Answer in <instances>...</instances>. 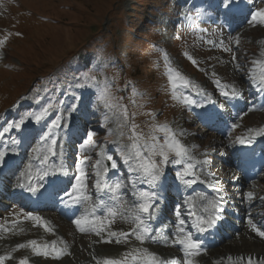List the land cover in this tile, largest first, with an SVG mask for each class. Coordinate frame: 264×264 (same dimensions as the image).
Wrapping results in <instances>:
<instances>
[{"label": "rangeland", "instance_id": "374dc122", "mask_svg": "<svg viewBox=\"0 0 264 264\" xmlns=\"http://www.w3.org/2000/svg\"><path fill=\"white\" fill-rule=\"evenodd\" d=\"M165 1L167 0H0V41L3 42L0 43V107L8 106L11 92H13L11 101L19 102L20 94H23L28 87L33 88L34 92L40 90L38 93H31L28 98L27 95L22 96V100L32 99L46 93L47 97L52 98L53 88L55 87L56 92L59 91L55 77L51 76L52 73L54 71L56 73L58 69V76L65 77V70L72 66L74 74L81 80L77 79V84L82 87L79 90L91 91L81 84L92 88L97 100L102 103L99 104V108L91 102L89 111H85L83 115H93L87 128L91 129L93 125H96L97 129L94 131L96 134L93 139L103 153L114 154V159L122 161L121 150L129 147L131 130L142 134L145 139L150 134L159 139L164 138L165 132H153V128L154 126H165L169 116L173 114L168 126L175 127V131L183 126L188 127L186 136L176 133V138L183 145L191 142L194 145L200 144L201 147L196 154L200 159L210 153L215 156L219 154L222 157L226 156V151L221 146L223 144L216 145L217 135L198 137L197 134L201 132H196L192 118L185 114L184 97L177 96L174 102V95L171 93L173 87L165 74L169 70L165 64L164 53L166 52L165 59L167 57L171 60V62L166 60L168 65L175 74L179 73L183 82L194 81L200 86L208 85L207 76L214 75L218 79L222 78L223 81L238 82L231 77L233 53L241 58L237 57L234 61L237 64L250 58L253 51L252 41L254 38L264 37V26L256 25L253 28H247L241 33L238 44L232 43V36L227 37L224 48H231L232 51H225L217 43L222 35L216 28H206L202 33H192V31L179 30L177 26L174 27L175 19H169L168 15L172 16L177 10L179 11V5L176 6L177 0H169L167 4ZM253 1L255 8H252L251 13L257 9H264V0ZM157 8L159 10H156ZM145 21L149 22L148 25ZM212 31L215 32L214 37ZM209 40H213L216 45L211 44ZM159 44L162 45V49H159ZM154 47H157V50ZM80 50L88 55L94 54L99 63L103 62V67L99 70L84 69L75 57ZM184 53L196 60L197 64L192 66ZM117 60L121 63L119 65H122L121 69L116 66ZM237 74H240L239 71ZM86 77L94 78L96 83L93 84L92 79L86 80ZM105 82L108 87L105 95L102 96L101 89ZM189 83L187 86H190ZM75 85L64 88L61 95L65 96L66 93L72 95L74 90L71 87ZM60 87L62 88L61 84ZM184 91L189 90L184 89ZM175 93L182 92L177 88ZM59 95L58 93V98H54L55 104L45 105V102L50 99L44 100L43 108L55 107L60 99ZM77 95L78 93H75V96ZM71 102L72 99L68 100V103ZM106 103L112 105V108L108 110L104 106ZM53 107L48 110L49 115L56 113ZM59 110L63 111V107L61 106ZM125 113L127 121H125ZM20 115L21 118L24 116L23 113ZM95 121L97 122L93 124ZM184 121L185 124H183ZM263 122V115H252L245 125L259 126ZM133 125L135 128L132 127ZM244 127L243 125L240 128V132ZM175 131L173 130V133ZM100 136L112 138V144L106 147ZM85 138L86 136L83 141ZM72 146L74 157L76 155L75 145ZM84 146L85 143L82 147L83 152ZM77 154L78 158L83 155L81 146ZM98 159L96 158L94 164ZM217 164L223 166V163H218L216 160L214 166ZM174 167L181 168L179 165ZM118 168L127 172L126 166L122 163L118 164ZM81 170L84 171L83 168ZM123 176V172L117 176V182H120L122 186L126 185ZM257 190L260 192L258 195L264 193V172L252 189V191ZM10 210L11 214L0 215V225L12 223L17 218V221L21 222L19 217L24 215L22 210L17 206H13ZM59 231H61L59 239L64 243H67L65 236L70 243L75 239L72 229L67 224H61ZM38 236L42 237L34 233L20 236V239L31 240V237L33 239ZM94 239L92 234H86L83 241H80L82 243L80 245L84 242L92 245ZM249 239L252 240V237ZM228 241L206 252V257H215L225 253L259 252L262 247L258 244L239 246L237 245L238 238ZM8 242L17 243V240L12 241L9 238ZM232 242L235 243L232 244ZM39 243H45V240L39 239ZM126 245L128 247L124 250L107 242L88 246L89 248L86 246L82 257H73L68 264H80L83 261V255L91 256L94 251L100 258H96L90 264H105L106 260H121L126 261V264H144L146 263L145 250L155 257L164 255L163 250H160L158 246L148 248L145 245L133 243ZM71 249L76 253L77 248L73 244H71ZM29 250L28 247L15 250L10 254L11 258L5 260L3 264H19L21 260H25L27 264H66L64 256L59 259H53L51 256L38 257ZM205 255L202 254L198 261H202Z\"/></svg>", "mask_w": 264, "mask_h": 264}, {"label": "snow or ice", "instance_id": "6c2138e0", "mask_svg": "<svg viewBox=\"0 0 264 264\" xmlns=\"http://www.w3.org/2000/svg\"><path fill=\"white\" fill-rule=\"evenodd\" d=\"M239 0H222V7L225 12L231 10L230 6L238 3ZM214 23L217 24L218 27L227 28L229 25L227 24L225 17L221 15ZM253 26L259 25L264 26V9H257L256 11L251 13V19L249 21ZM0 43H3L0 41ZM221 48L225 51L231 52V48H224L223 43L221 42ZM193 65L197 64V61L192 59L191 56L187 57ZM233 61L237 59L235 53H233L232 57ZM241 66L237 65L236 70L240 71ZM87 79H92L93 84L96 83L94 78L86 77ZM175 79H182L179 76V73L175 74V77L172 75L171 70H169V83L173 87L176 88V85L173 83ZM189 82L184 81V84L187 85ZM217 88L219 89V95L224 97L225 102H231L238 100L241 97V93L236 90L235 85L232 86L231 93L225 90V88L220 87V81H214ZM108 84L107 82L103 83V88L101 89V95L104 96L107 90ZM259 91L264 92V75L260 77V83L257 85ZM198 94L201 96H205L202 90H197ZM135 95V93H134ZM79 98V97H78ZM175 99V95L173 96ZM205 103L211 104V97L206 96L205 100L193 99L190 96H184V105L185 107L191 108H203ZM76 105H72L71 108L75 109ZM106 108L111 109L112 105L105 104ZM48 109L45 108L40 111L38 114H35V121H41L47 115ZM65 111H68L67 109ZM32 114H26L22 117L19 122L9 125L10 128H15L17 130H21L22 126H25V122L28 119V116ZM125 121H127V114H124ZM63 119L62 115H57L54 120L50 122L47 126V131L43 133V138L45 140L51 139V143L53 146L57 145L58 141L55 138H52V129L60 128V121ZM135 128V126H132ZM155 131H163L165 132V136L163 138V142L160 139L150 134L147 139L143 137L142 134H137L133 132V134L129 137L134 142L131 145V150L122 149L121 150V160L114 159V154L102 153L101 155L105 158V167L104 173L108 172V164L112 169H118V164L122 163L126 166V170L129 174L135 173L137 177V183L147 185L152 191H140L139 196L141 198V202L137 205L138 214L133 219V224L135 227L132 229L131 235L135 236V238L141 243L148 239H154L153 236H150L151 229L148 227L146 221H150L158 218V213L161 211L164 202L169 199L165 195L168 191L169 187H171L176 192L177 201H180L181 192L184 188H190L193 184L197 182L195 177V166L190 163L191 154L190 149L183 145L179 139L176 138V134L171 132V130L167 126H154L153 132ZM96 133L92 130L87 132L86 138L81 143V147H83L84 143H87L89 148H95V142L93 141V136ZM185 133L181 132L180 135H184ZM259 135H264V128L259 130ZM143 140V143L141 141ZM13 145H18L19 141L15 138L12 139ZM18 149L12 148L9 151H0V182H2L3 178L8 175H14V172L6 168L7 157L10 154H17ZM145 153L147 155H145ZM54 154V153H53ZM159 157V159H155ZM174 157V158H170ZM92 159L89 155H84L75 162L76 174L75 180L77 184L83 183L86 178V173L81 170V166L87 165L88 161ZM48 158L45 157L42 163L47 164ZM203 163L206 165L208 163L207 160H204ZM182 165V168H176L174 166ZM94 168L99 169L100 161L97 160L96 164L93 165ZM61 171L59 166L53 165L52 171L49 172L47 168L42 170V174L39 176L41 181L48 178V185L45 186L44 190L47 192L49 188L58 196L60 191H63L68 197L69 200H61L65 207H72L75 204L80 202V199L75 197V192L68 193L66 188L60 187V176L57 175ZM174 172V177L172 173ZM97 176L100 175L99 171H97ZM26 173L21 172L20 177L17 179L16 187H19L22 190L32 193L35 195L38 191L37 187L33 184L28 183L25 184L22 182ZM30 175V174H29ZM170 182V183H169ZM203 181H201L202 183ZM135 186V185H134ZM183 186V188L181 187ZM95 187L97 189L101 188V184L97 181ZM122 184L117 182L114 187H112L111 191L116 197V194L121 189ZM214 192L218 195L214 199H209L206 205L203 206V212L206 215L202 216L198 212L193 211L189 201L191 197L185 193V199L180 201L179 203L174 202V212H175V220H176V236L173 241L175 244H179L183 246L184 255L186 258V264H192L191 260L188 259L193 255L199 254L200 245L193 242L191 235H189L188 231H186V226L188 225V219L195 217L192 219L191 227L196 229L199 233H205L209 230L216 227L217 222L221 219L222 213L225 211V205L227 204L226 199L221 193V189L217 186V184L210 185ZM75 188V185H73ZM87 200L88 197L85 196L83 198ZM203 200L204 197L201 196ZM245 199L251 200L252 193L249 192ZM261 200H264V197H261ZM70 201V202H69ZM188 205L187 211L185 212V206ZM146 214V215H145ZM27 219L36 222L33 226L44 227L45 231H49V229L44 225L42 218L40 216H35L30 213L26 214ZM187 217L188 219H186ZM72 223L76 226V228L80 232H86V229L83 225L88 224L91 226V230L95 233L97 237H101L104 228L96 227V221L88 220L86 217H81L79 219H74ZM250 232L254 233L257 237L264 240V223L257 224L254 222L252 217L248 218L247 221ZM109 237L115 238L116 243H121L122 238H124L127 234L109 231ZM111 242V241H105ZM28 247L31 248L32 252L36 256H44L48 257L51 255L53 259H59L65 253L63 250H58L54 246L49 252L47 246L43 249L37 246V242L35 240H31L28 242ZM17 249H23L26 247L25 244H19L16 246ZM146 264H163V262L157 261V258L147 253V250L144 251ZM10 255H0V264H3L5 260L10 259ZM19 264H27L25 260H21ZM105 264H126V261L122 262L121 260H106ZM247 264H264V260L253 261L251 257L248 258Z\"/></svg>", "mask_w": 264, "mask_h": 264}, {"label": "bare ground", "instance_id": "6f19581e", "mask_svg": "<svg viewBox=\"0 0 264 264\" xmlns=\"http://www.w3.org/2000/svg\"><path fill=\"white\" fill-rule=\"evenodd\" d=\"M245 3H246V1H242L241 3H239V5H244ZM235 37L238 38L239 35H236ZM255 60H256V67L249 72V77H250V79L254 80V84L256 86V84H258V82H260L261 75H264L263 68L259 69L260 64L264 65V46L260 48L258 55L255 56ZM234 70H236V67H234ZM233 80L234 81L237 80L239 83H241V85L243 87L241 94L245 95L247 92H246V88L244 86V81H243L242 77L238 78V76H236L233 78ZM230 89H232V88H230ZM229 95H230V93H229ZM196 99L202 100V96L198 94L196 96ZM250 105H254L256 107V109L264 108V103L261 102L260 99H257V98L254 99ZM250 105L248 103H245L243 105H236L235 109L238 111L237 116L235 118H231L230 120H228L227 123H224L222 128L220 130H218L219 133H221L224 136L227 134V132L230 129H234L238 125H240V123H242L244 120V117H242L243 116L242 112H245L248 109H250L251 108V107H249ZM209 107H210V105L208 103H205V106L202 108V111H200L199 109H198V111L193 110L194 122L196 124L200 121L201 113H204L206 116L209 115V118L212 119V115L210 114L211 111H209ZM213 118L217 122H219V124L222 123L221 118H219V119L216 117H213ZM78 127H79L78 123H76L74 121H69L67 127H65V129L71 128V132L68 135H66L68 140H74V137L72 135V130L77 129ZM262 128H264V126H262L260 128L255 127L251 130H245L243 132L242 136L240 137V140L246 139L249 141L250 137L253 135L260 136L258 133H259V130ZM76 131L78 133L81 132L79 130H76ZM34 138H35V136L33 133H31L29 130H24V131H22L21 134H19L15 137V139L17 141H19L18 145H13L12 142L9 143V140L7 138H4L3 140L0 141V151H9L10 152V150L12 148L18 149L17 154H10L7 157L6 168L11 170L12 172H14V175H8V177H9L8 181H4V178H3L2 182H0V196L7 197V198H10V200H13V198L15 197L16 194L24 191V190H21L19 187H16L17 179L20 177L21 172L26 173L25 177L22 180V182L25 184L31 183L38 188L43 186V185H48V178H46L40 184V179L39 178L37 179V177L42 174L43 169H45V168L48 169V168L53 166V164L55 163L54 157L56 158L58 155L54 154V157L53 156L48 157L47 164L42 163V161L44 160L45 157L41 154L40 147L34 146L32 144V141ZM191 150H193V148H191ZM71 151H72V148L70 147V145H67L66 147H64V149L62 151V154H61L62 157L68 159L70 157ZM230 157H231V159H234L235 152H233ZM231 159L227 158L225 160V164L226 165L230 164ZM204 160L209 161L210 158L207 157L206 159H202L201 161L196 162L197 163L196 164L197 169L195 171V177L194 178L197 179V182L195 184H193L190 188H184L183 191L181 192L180 199H182L183 196L185 197V193H187V195L189 197H191L189 204L192 203L195 207V210L200 215L204 216V215H206V213L203 212V206L206 205V203L209 199H214L218 195L216 192L213 191V189L210 187V185L217 184V186L221 189V193L223 194L224 198L226 199L227 204H229V205H234V203L231 201L230 195H228L227 193L224 192V190L228 189L229 187H235L232 190L233 196H239L240 195V197L242 199H244L247 196L248 192H245L243 190V188L239 189L238 187H244V186L250 187V186H252V184H250L249 178L246 175L242 174V172L237 173L240 170V168L237 169V172H233L231 169H226L223 166L218 165L215 172L216 173L219 172V174L221 176L220 177L221 182H219V181H215L209 177H204L202 175V171H203L202 165L204 164L203 163ZM216 160L218 162L222 161L220 156H217ZM14 164H15V167L12 168ZM67 164H68V161H63V164L60 167L61 171L59 173L63 172V174H64L63 175L64 179H63L62 183H60V187L62 188V186H64L67 189L68 193L75 192V197L79 198L80 202L78 204L73 205L71 208L65 207L63 205L62 208L59 209V213L62 217H64L65 219H67L71 222V224L74 226V228L77 230V233L80 236L79 237L75 236V239L72 241V243L69 242L70 244H73V246H75L77 248L75 251L76 253H74L73 250L72 251L68 250L69 248L66 249L62 244L57 242L56 249L63 250V252L65 254L62 256L65 257V260H66L65 263L66 264H68V262H70V260L73 257L74 258H77L78 256L82 257L81 256L82 252L83 251L85 252L84 249L86 246L87 247L88 246H95V244H97V243H101V242H104L105 240H108L107 233L109 231H107L106 227L109 226L108 225L109 221H107L105 223L100 222L99 221V215H101V214L108 215V212L106 209H107V206H109L111 199H112V198L109 199L110 192L107 189L103 195H99L97 193V195L95 196L93 194L94 200L91 203V205L87 208H83V206H84V199L83 198L85 197V194L84 193L79 194L77 191V188H73V186L70 184L69 177L71 176V173L70 172L66 173V170L68 169ZM40 165H42V166L40 167ZM206 165L208 167V165H212V164H210V162H208ZM261 170H262L261 168L259 170H256V169L254 170V173H256L255 178L259 177V173ZM97 171H99V173L101 172V166L99 167V169H97ZM207 171L212 174V171H210V170H207ZM104 175L105 174H103L102 177L100 175L96 176V183H97V181H99L101 186L103 184H106L109 180V178L105 177ZM201 181H203V182L201 183ZM135 184H138L139 187L145 186L143 184L137 183V180H135L134 183L131 185V191L132 192H136L137 187ZM181 187L183 188V186H181ZM4 190H7V191H4ZM168 190H170V187ZM63 194H65V193L60 192L57 197L62 196ZM201 196L204 197L203 200L201 199ZM44 197H45V195L39 196V198H44ZM134 198L135 199H134L133 203L139 204L141 202L140 196H138V197L135 196ZM65 199L67 200V199H69V197L66 195ZM263 202H264V200H261V198H259V197H257V198L255 197V202H251L250 204L244 202L243 203V210H241V212H239L238 214H234V211H232L228 207L225 208V211L223 212V214H228V215L232 216L233 218L238 219L239 223H238L237 227H233L235 225L233 223L228 222V221L227 222L224 221L222 223V226H225L226 228H229L231 230V233L229 236L230 238L236 237L238 235V232H239L238 237H240V239H239V241H237V245L246 246V245H251V244H258V245L262 246L261 249H259V252H251V253L250 252H240V253H234V254L225 253V254H218L215 257H206L205 256V258L203 259V262H201V261L197 262V260H194L195 255H193V256L189 257L191 261L194 260L192 263L193 264H247V260L249 257H251L254 262L257 260H264V252H263L264 251V240L260 239L254 233L250 232L248 224H247L249 217H252L254 219V222H256L257 224L264 223V208L262 207ZM250 205H255L256 208L261 211V213L259 215L254 214L253 216L251 214H249L248 208L251 207ZM187 207H188V205H187ZM137 214H138V212H137ZM160 216H161V212L158 213V218H160ZM81 217H86L90 221L94 220L97 222L96 227H98V228L103 227L104 228V232H103L102 236L96 237L94 240V244H92V245L89 243L87 244L86 242H84L83 245H80V244H82V243H80V241H83V236L91 228V226L88 224L83 225L86 229H88V231H86V232H80L76 228V226L72 223V221L74 219H79ZM134 217L135 216L129 217V220L132 223H133ZM158 218L153 219L152 221L157 220ZM185 218L188 219L187 217H185ZM160 219L162 220V217ZM42 221L44 222V225L49 229V231H45L44 227H41V231H39V232H41V234H44L45 236H49L48 233H51L53 231V222L54 221L49 215L42 217ZM171 221H172V223H176V220L173 217L171 218ZM2 227H3V231L0 232V253L4 252V253H2V255L3 254L9 255V254L13 253L17 249V247L15 245L17 243L18 244L19 243H21V244L27 243V240L20 239L19 236L15 237V239L17 240V243H10V242H8V239L10 238L12 240L13 238L5 235V233H7V232L17 233V232L23 231L22 226H20V225H12V226L11 225H5V226H1L0 228H2ZM186 227L189 231V234L191 235L192 227H191L190 219H188V225ZM122 228H124V226ZM169 231L170 230L167 228L163 229V232L169 233ZM112 232H116L117 234H120V233H124V230L119 231L117 229H113ZM167 233H164L162 235V239H161L160 236L157 235L158 233L156 231L151 230L150 236H153L154 239H148V240H145L144 242L150 244V243H152L151 240H153V241L157 242L156 244L163 246V247H164V245H167V244L174 246L179 250V252H175L173 255L176 257H180V256L185 257L184 251H183V246H181L179 244H175L173 242L175 240L176 235L174 237H170L169 241H167L166 240L168 237ZM174 233L176 234V229H175ZM240 233H244V234H240ZM125 234H127V235L124 238H122L121 243H116L114 241L115 242L114 245H116V247H122L123 246L121 248V250H124L128 247L127 245H125L126 243H124V242L127 241L128 239H130L131 236L134 237V239H135L134 241L136 243L141 242V241L137 240L135 238V236L131 235V233H125ZM249 234H251L252 236H250ZM249 237H252V240H250ZM227 238H228V236L223 235L222 238L219 239L218 244L226 243L225 240ZM33 239L35 241H37L38 237L37 238L34 237ZM192 239L194 242L195 239L194 238H192ZM55 241H56V239L53 238L52 242H55ZM78 242H79V245H78ZM199 242H201V241H199ZM199 242H194V243L198 244ZM233 243H235V242H232V244ZM47 247H48L49 252H51L52 248H50V244ZM205 249H207V248H205ZM201 253H202V250H199V254H201ZM97 254L98 253L96 251H94V252H92L91 256H87L86 254L83 255V258H82L83 261H81L80 264H89L93 257L94 258L97 257L96 256ZM169 255L171 256L172 254H169ZM166 259H164L163 262L169 264V262ZM74 262H75V260H74ZM181 264H184V263H181Z\"/></svg>", "mask_w": 264, "mask_h": 264}]
</instances>
